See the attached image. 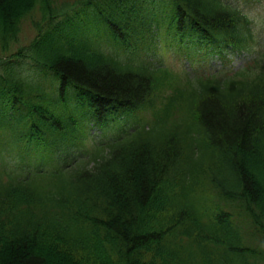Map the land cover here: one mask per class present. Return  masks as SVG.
<instances>
[{
    "label": "trees",
    "instance_id": "16d2710c",
    "mask_svg": "<svg viewBox=\"0 0 264 264\" xmlns=\"http://www.w3.org/2000/svg\"><path fill=\"white\" fill-rule=\"evenodd\" d=\"M251 18L231 0H0V264H264V51L190 74L101 49H249Z\"/></svg>",
    "mask_w": 264,
    "mask_h": 264
},
{
    "label": "rangeland",
    "instance_id": "374dc122",
    "mask_svg": "<svg viewBox=\"0 0 264 264\" xmlns=\"http://www.w3.org/2000/svg\"><path fill=\"white\" fill-rule=\"evenodd\" d=\"M248 8L250 9V13L255 16V21L264 26V0H253L252 5H249ZM164 57L166 58V56Z\"/></svg>",
    "mask_w": 264,
    "mask_h": 264
}]
</instances>
